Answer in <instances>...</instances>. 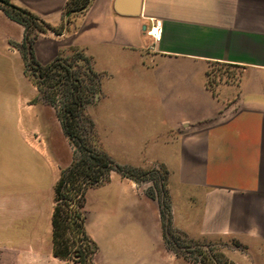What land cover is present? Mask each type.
I'll list each match as a JSON object with an SVG mask.
<instances>
[{"label": "crops", "instance_id": "1", "mask_svg": "<svg viewBox=\"0 0 264 264\" xmlns=\"http://www.w3.org/2000/svg\"><path fill=\"white\" fill-rule=\"evenodd\" d=\"M66 1L11 0L61 29L37 36L35 59L46 64L78 49L94 71L131 81L132 105L148 118L133 132L134 148L148 138L145 156L168 171L172 223L192 238L242 245L235 264H264V0H124L123 13L116 0H89L72 15L64 14ZM157 21L155 40L148 30ZM23 34L0 8V249L25 253V264H46L40 246L52 253L54 183L41 144L46 107L34 101ZM209 63L238 68L237 83L206 89ZM179 121L187 132L170 135ZM125 182L110 179L94 194L98 218L128 224L138 237L132 252L158 243V222L172 250L158 202L135 198V183Z\"/></svg>", "mask_w": 264, "mask_h": 264}, {"label": "rangeland", "instance_id": "2", "mask_svg": "<svg viewBox=\"0 0 264 264\" xmlns=\"http://www.w3.org/2000/svg\"><path fill=\"white\" fill-rule=\"evenodd\" d=\"M89 63L91 65V62ZM81 72H83L81 77L85 81L84 83L90 86V83L86 81L87 77L85 75H87V72L83 64ZM239 72L240 70L238 68L231 67L230 65L209 63L205 67L204 86L206 89L214 92L219 85L235 84L239 78ZM97 73L99 74L100 85L96 93L91 96L86 110L95 122L101 148L119 164L134 166L143 171H150L153 169L159 170L160 173H163L162 169L167 171L160 162L150 160L145 156L148 153V138H146L142 147L140 146V148L137 149L134 148L133 139L136 137H134L133 132L138 129L139 120L148 118L142 115L140 111L132 105L131 98L133 93L131 81L128 79H114L108 76L107 73ZM29 79L32 84H34L31 76H29ZM37 100L42 102L46 107L47 132L41 143L44 146L45 152V176L48 178L47 176L51 174V179L55 184L59 178L60 171L70 164L73 156V149L60 127L56 109L42 99L38 91L34 101ZM123 121L126 125L122 123ZM186 127H188V125L181 124L179 121L171 127L169 134L175 135L178 132H187L184 130ZM158 137L163 138L164 133H159ZM140 155H144L145 157L142 158ZM48 167L50 172L47 170ZM147 176L148 177L145 179L136 182L121 176L115 170H111L109 180H117L120 177L121 181H126V184L129 183L127 180L133 181L135 186L129 189V191L135 198H137L138 193H144L147 197L153 199L154 202H158L157 190L159 189L161 180L158 179L156 182L154 178H149V174H147ZM168 176L169 174L167 171V180ZM104 185L103 183L93 186L87 189L85 193V203L83 207L85 230L96 247L92 264H213V261H204L200 255L190 252L194 247L200 244H204L202 246L203 248L212 247L222 263L225 261L227 264H235L233 260L235 257L234 255H236L235 251L242 252L244 250L242 245L239 246V244L233 240L219 241L204 237H189L180 231L176 223H172V208L170 203L171 225L177 231L176 235H179L181 242L189 247L184 246V248L182 247L178 251L167 249L160 239V228L157 222L158 243L151 248H143V251L132 252L135 249L137 250L138 246L136 244L138 237L133 235L132 231L129 230V225L126 224L121 228L115 220L112 223L104 224L98 218L100 212L96 210L98 201L94 194L102 188H105ZM48 193L49 191L47 189L40 191V194L46 196ZM151 194H153V196ZM53 196L52 192V197ZM132 224L136 229L147 228L145 224L140 222H133ZM162 245H164V247H162ZM40 248L42 249V259L47 262L46 264H78L72 260L65 261L53 257L49 247L44 244H42ZM24 254L23 252L18 253L12 248H1L0 264H25L24 259H22ZM39 259L37 258V260Z\"/></svg>", "mask_w": 264, "mask_h": 264}, {"label": "trees", "instance_id": "3", "mask_svg": "<svg viewBox=\"0 0 264 264\" xmlns=\"http://www.w3.org/2000/svg\"><path fill=\"white\" fill-rule=\"evenodd\" d=\"M88 2L89 0H67L64 14L81 12ZM0 8L10 19L23 26L24 34L19 48L24 57L25 72L33 78L40 97L56 109L61 129L73 149L70 164L60 171L53 186V256L78 264H92L96 247L85 230V193L93 186L108 182L111 170L136 182L148 177L147 174L156 182L160 179L157 198L165 242L175 251L184 246L189 247L181 242L171 225L170 199L165 186L167 171H143L134 166L119 164L101 148L95 122L86 110L91 96L100 85L99 74L92 69L90 58L81 50L74 49L68 55L58 54L49 63L38 62L32 52L37 36L47 30L58 34L61 29L49 25L38 15L13 4L11 0H0ZM68 20L69 18L66 19ZM82 64L90 86L81 77ZM188 241L190 242L189 239ZM203 245H197L190 252L200 255L204 261H213V264H227L220 261L212 247L203 248Z\"/></svg>", "mask_w": 264, "mask_h": 264}, {"label": "built area", "instance_id": "4", "mask_svg": "<svg viewBox=\"0 0 264 264\" xmlns=\"http://www.w3.org/2000/svg\"><path fill=\"white\" fill-rule=\"evenodd\" d=\"M159 26L160 23L157 21L153 27H150L148 33L153 37V39L157 40L159 38Z\"/></svg>", "mask_w": 264, "mask_h": 264}, {"label": "water", "instance_id": "5", "mask_svg": "<svg viewBox=\"0 0 264 264\" xmlns=\"http://www.w3.org/2000/svg\"><path fill=\"white\" fill-rule=\"evenodd\" d=\"M123 1L124 0H116L115 1V8L118 12H121L123 13V10H122V4H123Z\"/></svg>", "mask_w": 264, "mask_h": 264}]
</instances>
